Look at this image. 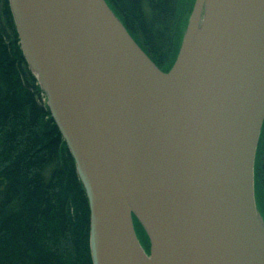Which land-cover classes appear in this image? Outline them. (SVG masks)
<instances>
[{"label": "water", "instance_id": "1", "mask_svg": "<svg viewBox=\"0 0 264 264\" xmlns=\"http://www.w3.org/2000/svg\"><path fill=\"white\" fill-rule=\"evenodd\" d=\"M8 2L86 194L92 264H264V0H194L167 72L106 0Z\"/></svg>", "mask_w": 264, "mask_h": 264}, {"label": "trees", "instance_id": "2", "mask_svg": "<svg viewBox=\"0 0 264 264\" xmlns=\"http://www.w3.org/2000/svg\"><path fill=\"white\" fill-rule=\"evenodd\" d=\"M106 1L154 64L171 67L194 0L181 15L183 0ZM0 264H92L86 194L22 54L8 0H0Z\"/></svg>", "mask_w": 264, "mask_h": 264}, {"label": "rangeland", "instance_id": "3", "mask_svg": "<svg viewBox=\"0 0 264 264\" xmlns=\"http://www.w3.org/2000/svg\"><path fill=\"white\" fill-rule=\"evenodd\" d=\"M185 2H186V0H183L182 8L180 9V15L184 12V9H186V3ZM163 65L164 66L162 67L161 70L163 72H167V71H165V70H167L166 69V67L168 66L167 63L165 62ZM167 68L169 69L170 67H167ZM261 150L263 153L264 152V145L260 144V147L258 148V151H257L258 156L256 157V160H255V166H256L257 170L254 173V195H255V199H256V206H258L257 209H258L261 217L264 220V207L262 206V200L264 199V180L263 179L260 180V177L258 174V171H259L258 163L260 162L259 161V154H260L259 151H261ZM263 155H264V153H263ZM257 204H259V205H257ZM260 206H261V208H260Z\"/></svg>", "mask_w": 264, "mask_h": 264}, {"label": "flooded vegetation", "instance_id": "4", "mask_svg": "<svg viewBox=\"0 0 264 264\" xmlns=\"http://www.w3.org/2000/svg\"><path fill=\"white\" fill-rule=\"evenodd\" d=\"M264 131V127L262 126V129H261V132H260V135H259V140L258 141H260L261 140V138H262V132ZM259 143V142H258ZM260 146V145H259ZM257 151H258V144H257V149H256V155H255V160H256V157L258 156L257 155ZM261 160H262V157H261V154H259V163L258 164H260L261 163ZM256 166H255V161H254V173L256 172ZM258 205V204H257ZM257 208H258V206H257ZM137 236L139 237V235L137 234ZM139 240H140V237H139ZM140 242H142V241H140ZM142 244V243H141ZM142 246H143V248L145 249V251L148 253V251L146 250V248L144 247V245L142 244Z\"/></svg>", "mask_w": 264, "mask_h": 264}, {"label": "bare ground", "instance_id": "5", "mask_svg": "<svg viewBox=\"0 0 264 264\" xmlns=\"http://www.w3.org/2000/svg\"><path fill=\"white\" fill-rule=\"evenodd\" d=\"M147 251L149 252V249Z\"/></svg>", "mask_w": 264, "mask_h": 264}]
</instances>
